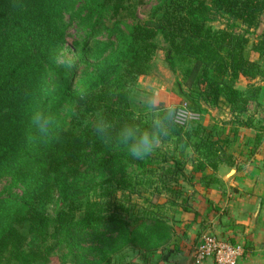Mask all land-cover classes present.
<instances>
[{"label": "trees", "instance_id": "obj_1", "mask_svg": "<svg viewBox=\"0 0 264 264\" xmlns=\"http://www.w3.org/2000/svg\"><path fill=\"white\" fill-rule=\"evenodd\" d=\"M130 1L83 0L76 8L80 0H34L30 9L12 11L9 0H0V175L8 176L12 187H22L19 199L0 196V264H49L57 245H71L76 227L118 232V241H126L123 248L139 238L149 255L169 243V227L156 215L135 217V231H128L130 207L125 205L132 195L145 198L149 190L150 197L160 196L152 163H167L168 155L133 159L103 144L91 127L98 110L117 126L133 115L137 122L143 119V112L136 114L130 106V87L152 71L158 37L165 45L164 63L178 77L175 93L190 101L192 113L223 102L238 119L259 100L264 31L258 30L264 0H159L145 22L137 20ZM65 13L71 22L83 13V27L90 30L83 58L92 49L90 38L107 32L116 39L93 41L97 53L82 86L84 100L72 88V75L53 61L67 28L59 27L56 19ZM107 16L114 20L110 28L104 24ZM219 19L225 20L224 28L214 29L211 24ZM48 76L52 88L45 84ZM239 77L248 81L245 92L235 88ZM41 101L58 117L62 108L67 114L59 117L55 139L29 142L30 114ZM220 132L217 127L185 131L181 126L176 139L162 144L170 142L184 157L178 148L181 137L189 143L195 137L189 157L193 171L215 170L226 160L227 140ZM132 166L136 172L130 174ZM118 191L125 202L116 197ZM57 193L60 206L49 218L45 209ZM51 240L54 244L49 245Z\"/></svg>", "mask_w": 264, "mask_h": 264}, {"label": "rangeland", "instance_id": "obj_2", "mask_svg": "<svg viewBox=\"0 0 264 264\" xmlns=\"http://www.w3.org/2000/svg\"><path fill=\"white\" fill-rule=\"evenodd\" d=\"M33 1L34 0H9L8 8L12 11L28 10L32 7ZM130 2L135 6L137 20L139 22H145L149 19L151 11L155 8L159 0H131ZM81 5H83V0H80V4H77L76 8ZM81 15L82 18L83 13H81ZM81 18H76V20L71 22L70 14L65 13L59 19H56V23L59 27L67 28L65 30L63 42L53 54V61L57 66H61L67 70L69 75H72L73 90L75 88H82L86 79L85 77L91 71L89 63L93 62L97 53V48L93 46V41L108 40L110 43H115L116 41L115 37L109 36L107 32L99 33L94 39L90 38L88 40L92 49L88 52L86 57L83 58V44L84 41L87 40V35L90 30L89 28L83 27V20H81ZM113 21L107 16L104 24L110 28ZM126 22L131 24L132 20L128 19ZM224 24L225 20L219 19L212 23L211 26L214 29H222L224 28ZM123 30L125 29L123 28ZM240 30L239 27L236 29L237 32ZM262 30L264 31V18L261 20L258 32ZM252 39L253 36H250L251 42ZM156 43L159 49L152 59V71L148 75L137 77L134 85L130 87V106L136 114L143 112L144 96L150 92H159L168 98L174 99L178 103H183V99L175 93V81L178 77L168 70L163 60L162 50L165 45L160 37L157 38ZM67 63H70L72 66L67 67ZM45 84L49 88H52V81L49 76L46 78ZM222 107L220 106L219 112L215 114L214 118H218L219 114L223 116ZM204 109L206 113L199 114V116L194 119H189L190 128L186 129L182 126L185 131L196 129L199 126L204 129L210 127V124H207V122L210 121L209 117H211L209 110L215 111V107L205 106ZM67 110L66 108H62L58 111L61 119L66 117ZM246 115H250V112H247ZM67 121H69V118H67ZM224 125L223 123V126ZM70 127H72V125H70ZM219 136L225 138L223 129ZM164 153L168 155L167 163H162L159 160L153 161L152 163V167L155 169L152 179L155 185L158 186L160 196L156 197L154 196L156 194H154L153 197H150L151 190H149L146 192L145 198L132 195L128 200L129 202L125 203L126 207H130V214L127 219L129 223L127 228L128 231H135V217H144L146 214L158 216L161 221L169 227L167 234V236H169V243L166 247H158L155 250L156 252L154 255H159V259L161 255H166L167 249L172 246V242L175 241V236L180 227L187 225L186 223H181L179 219H181V213L183 214V212L188 211L190 207L189 194L192 192L193 188L188 184L186 179L192 175L194 169V164L189 158L192 154L189 155L185 153L184 155L186 156L180 157L178 151L175 150L173 144L170 142L158 146L152 155L156 157V155ZM174 159H177L178 163H175ZM127 172L131 174L136 172V169L132 166L127 169ZM195 176L200 177L197 175ZM98 193L102 192L98 191ZM21 194L22 187H12L11 179L4 174L0 175L1 197L19 199ZM116 197L121 199L122 202H125V198L120 191L116 193ZM148 199H150V201ZM59 206L60 198L57 193L52 203L46 207L45 214L49 218H53ZM80 217L81 215L78 214L77 220ZM117 234L118 232H109L103 227L93 229L76 227L73 232L72 238L74 239L71 245L56 244L57 246L52 253L49 264H150V257L154 255H149L143 251L139 238L135 241L129 240L128 245L123 248L122 246L126 241H118ZM110 242H112V245H110ZM151 243L152 240L149 239V244ZM48 244L52 245L54 241L51 240ZM145 244L147 243L144 241L143 245ZM152 245L154 244L152 243ZM121 247L122 250L120 251ZM105 249L108 250L106 254L103 252ZM191 254L193 258L194 249L191 251ZM157 260L158 259L152 264H156ZM159 262L160 260L158 263Z\"/></svg>", "mask_w": 264, "mask_h": 264}, {"label": "crops", "instance_id": "obj_3", "mask_svg": "<svg viewBox=\"0 0 264 264\" xmlns=\"http://www.w3.org/2000/svg\"><path fill=\"white\" fill-rule=\"evenodd\" d=\"M247 85L239 77L235 88L245 92ZM259 85L261 94L257 103L249 104L250 115L237 119L223 102L209 110L207 124L223 129L228 140L226 160L215 170L192 171L187 177L193 188L190 207L179 219L187 225L180 227L166 255L151 256L150 264L156 259L158 264H195L191 251L204 233L239 245L243 253L237 264H264V81ZM220 106L223 116L214 118ZM202 264L215 263L207 259Z\"/></svg>", "mask_w": 264, "mask_h": 264}, {"label": "clouds", "instance_id": "obj_4", "mask_svg": "<svg viewBox=\"0 0 264 264\" xmlns=\"http://www.w3.org/2000/svg\"><path fill=\"white\" fill-rule=\"evenodd\" d=\"M71 67L70 63L66 64ZM79 100L86 98L84 88H75ZM111 94V90H110ZM190 101L182 104L159 92H150L143 99V119L137 122L133 115L117 126L102 111L98 110L91 121L95 137L105 145H114L136 160H145L152 155L158 146L167 140L176 139L180 127L190 128ZM85 125L89 123L85 120ZM60 129L59 117L42 101L37 102L30 114V128L27 139L50 141L55 139ZM197 142L193 137L191 143L181 137L178 148L186 154L194 152L193 145Z\"/></svg>", "mask_w": 264, "mask_h": 264}, {"label": "built area", "instance_id": "obj_5", "mask_svg": "<svg viewBox=\"0 0 264 264\" xmlns=\"http://www.w3.org/2000/svg\"><path fill=\"white\" fill-rule=\"evenodd\" d=\"M197 116L199 114L191 112L189 119ZM242 253L243 250L239 245L230 244L212 234L204 233L194 249L193 261L195 264H202L205 260L211 259L215 264H237Z\"/></svg>", "mask_w": 264, "mask_h": 264}]
</instances>
